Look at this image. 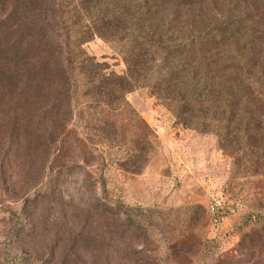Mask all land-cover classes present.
<instances>
[{
	"label": "rangeland",
	"instance_id": "obj_1",
	"mask_svg": "<svg viewBox=\"0 0 264 264\" xmlns=\"http://www.w3.org/2000/svg\"><path fill=\"white\" fill-rule=\"evenodd\" d=\"M36 1L0 0V264H264V137L186 127L133 80L114 97L103 80L131 76L133 46L76 12L86 1ZM31 11L55 16L67 109L25 95Z\"/></svg>",
	"mask_w": 264,
	"mask_h": 264
},
{
	"label": "trees",
	"instance_id": "obj_2",
	"mask_svg": "<svg viewBox=\"0 0 264 264\" xmlns=\"http://www.w3.org/2000/svg\"><path fill=\"white\" fill-rule=\"evenodd\" d=\"M84 1L90 6L78 2L82 10L76 12L86 9L101 35L133 46L126 57L131 76L103 80H109L114 97L123 96L133 80L150 87L186 127L212 131L223 143L264 137V0H233L236 14L216 8L224 0ZM36 2L30 0L29 7ZM102 5L108 11L102 12ZM30 13L25 17V95L31 100L46 93L57 100V108L67 109L72 80L51 25L55 16ZM245 20L250 35L242 32ZM205 21L220 30L234 24L232 36L203 31ZM181 30L185 36L175 42L173 32Z\"/></svg>",
	"mask_w": 264,
	"mask_h": 264
}]
</instances>
